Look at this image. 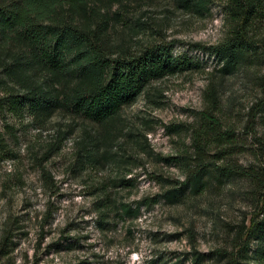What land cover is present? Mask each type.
I'll return each mask as SVG.
<instances>
[{"label":"rangeland","instance_id":"rangeland-1","mask_svg":"<svg viewBox=\"0 0 264 264\" xmlns=\"http://www.w3.org/2000/svg\"><path fill=\"white\" fill-rule=\"evenodd\" d=\"M209 1L203 13L178 7L176 0L96 4L116 13L113 40L129 39L136 48L169 43L174 54L198 64L152 80L110 122L92 123L63 110L43 121L0 110L9 146L0 153V264H256L255 241L248 244L249 257L239 249L252 221L264 218V20L249 31L254 53L222 76L205 48L225 40L231 28L226 0ZM211 81L219 130L228 137L218 143L222 153L213 145L206 158L230 171L221 181L209 179L198 194L184 190L172 203L162 193L184 173L166 157L192 151L184 127L200 125ZM175 125L183 130L173 131ZM81 144L98 147L93 162L80 155ZM120 178L130 184L117 185ZM106 198L115 201L107 209ZM142 198L156 200L142 204L137 216L122 217L120 202L134 207ZM6 232L13 242L7 254L1 249Z\"/></svg>","mask_w":264,"mask_h":264},{"label":"trees","instance_id":"trees-1","mask_svg":"<svg viewBox=\"0 0 264 264\" xmlns=\"http://www.w3.org/2000/svg\"><path fill=\"white\" fill-rule=\"evenodd\" d=\"M104 1L121 0H0V110L40 121L63 110L104 125L134 102L152 80L198 66L190 56L174 54L169 43H145L136 48L129 39L113 40L111 16L116 13L111 15L96 6ZM176 1L178 7L200 13L210 4L209 0ZM223 10L231 28L227 38L207 48L195 44V48L209 49L215 55L220 64L215 71L222 76L234 73L254 53L249 31L257 20H264V0H226ZM141 28L139 24L136 29ZM205 99L208 107L199 112L200 125L184 127L189 131L192 151L166 157L181 165L184 173L180 182L162 193L169 202L179 201L186 189L198 194L209 179L221 181L229 174L227 165L206 158L213 145L219 149L218 143L222 144L228 135L219 130L220 119L214 111L219 102L214 81L207 85ZM5 127L10 125L6 123ZM171 127L176 132L183 130L179 125ZM82 144L80 155L93 162L98 147ZM59 147L58 142L52 150ZM8 149L0 132V153ZM222 152V148L217 151ZM129 184L123 178L117 182L123 187ZM106 199L102 206L107 209L115 201ZM155 200L142 198L134 207L120 202V214L135 217L142 204ZM99 212L104 217L105 212ZM10 238L11 233L6 232L1 241L5 254L13 243ZM246 240L239 254L249 257L248 244L255 241L252 258L256 264H264V218L252 221ZM232 263L249 264L235 259Z\"/></svg>","mask_w":264,"mask_h":264}]
</instances>
